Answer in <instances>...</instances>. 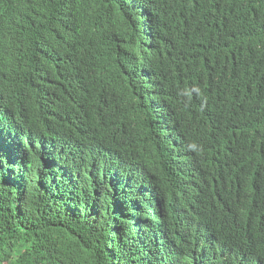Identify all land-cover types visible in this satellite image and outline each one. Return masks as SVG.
<instances>
[{"label": "trees", "instance_id": "1", "mask_svg": "<svg viewBox=\"0 0 264 264\" xmlns=\"http://www.w3.org/2000/svg\"><path fill=\"white\" fill-rule=\"evenodd\" d=\"M0 22V264H264V0H0ZM156 94L175 167L167 125L146 157Z\"/></svg>", "mask_w": 264, "mask_h": 264}, {"label": "clouds", "instance_id": "2", "mask_svg": "<svg viewBox=\"0 0 264 264\" xmlns=\"http://www.w3.org/2000/svg\"><path fill=\"white\" fill-rule=\"evenodd\" d=\"M3 29H4V26L0 22V32H2ZM174 52H175V45H173V46L170 45L166 48H162V50L160 52H158L159 57L157 59H155V61H157L159 64H164V65L168 66L170 61L173 59ZM168 57H170V60L168 59ZM205 59H207V57H204L202 59V62ZM141 72H142V74L140 77H141L142 83L151 84V83H157L158 82V79L154 78V76H153L154 72L152 70L148 69V67L143 69ZM157 94L161 96L160 91ZM157 94L155 95V97L152 99L151 102L154 104L159 102V107H158V109L155 110L154 115L150 118V126H152V128L155 132V135L158 138L157 144H156V146H152L150 144V142L148 141V139H146L147 149H146L145 153H146V157H147L150 153L154 152L157 149L158 144H159V139H160V133L163 132L165 125H167L173 131V136L170 139L169 144L173 148L177 149L179 152L178 156L174 160H172V167H175V166H178V165L182 164L183 162H185L186 159L188 158L186 141H185V137L180 134V132L177 130L175 124L172 122V118H171V109L172 108H170L169 104L167 103L169 101V99L166 102H164L162 99H160V97ZM1 106H2V103L0 101V108H1ZM73 116L75 117L76 121L79 124L84 126L81 118L78 115L73 114ZM46 117L49 120L60 119L62 121V119H63L57 113L56 114H47ZM161 117L163 118V121L160 120ZM164 118H166L167 120H165ZM166 122H167V124H166ZM104 131H106V130H103L101 132H104ZM56 141H57V137L49 138L47 141L46 147L54 148L56 145ZM252 145H253V150L255 151L256 158H263L264 157L263 142L256 141ZM190 147H194V146H190ZM144 159L145 158H140L136 154V162L138 164L140 162H142ZM235 172H236V177H237L238 181L244 182L248 178H251L252 181H254L252 176L249 175L248 173L244 172V171H235ZM229 177H230V174L226 175L224 177L221 189H223L226 186V184L229 180ZM198 192H199V185L197 184L194 188V194L196 195ZM173 194H176V192H174ZM220 202L221 203L218 204V206H217L216 213L214 215H212V217L219 226H221L222 228H226L232 219L230 216L231 210H230V207L228 206V202H227L226 197L220 198ZM164 206H165V203H164ZM165 208H166V206H165ZM166 210L170 213V211L167 208H166ZM173 212H175V209H173ZM233 216L235 218L236 210L233 211ZM251 246L253 248H263L264 243H261V242H258V241H255L252 239ZM243 255L248 260L249 264L256 263L259 259V258H256V257L250 255L248 252H243Z\"/></svg>", "mask_w": 264, "mask_h": 264}]
</instances>
